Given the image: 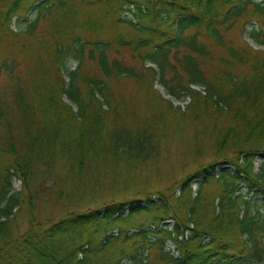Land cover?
<instances>
[{
  "label": "trees",
  "instance_id": "16d2710c",
  "mask_svg": "<svg viewBox=\"0 0 264 264\" xmlns=\"http://www.w3.org/2000/svg\"><path fill=\"white\" fill-rule=\"evenodd\" d=\"M1 76L0 264H264V0H0ZM159 129L189 144L149 190Z\"/></svg>",
  "mask_w": 264,
  "mask_h": 264
},
{
  "label": "rangeland",
  "instance_id": "374dc122",
  "mask_svg": "<svg viewBox=\"0 0 264 264\" xmlns=\"http://www.w3.org/2000/svg\"><path fill=\"white\" fill-rule=\"evenodd\" d=\"M22 25H23V23L20 24V27H22ZM13 26H15V24ZM248 27H247L246 31L249 29ZM245 39L248 41L249 45L253 49H262V47L256 45L254 42L250 41L248 38H245ZM5 85L7 86V83H4L3 77L1 76L0 77V92L2 94H4V92L6 90ZM154 88L164 100L172 102L173 105H179L180 110H183L185 108L184 106L187 104L188 100H185V101L174 100L173 98H171L170 96L165 94L163 89L156 82H154ZM64 101L66 103H69L68 101H66V99H64ZM73 109H75L74 106H73ZM159 131H160V132H158L159 134H163V135L170 136V137L166 142L161 144V146H160L161 155H160L158 160L156 159L157 162L155 161L153 164L148 165L146 167V169L148 171L144 170V167H143L144 175H149L150 174L149 171H154L157 168V171L151 172V176H145L148 179L149 190H153V189L160 188V187L163 188L166 184H168L175 177L179 178L183 175V173H182L183 170L180 167L178 168V164H180V162L182 160H184L181 158H183V153L189 144L185 134L180 136V135H174L173 133L168 134V132H166V130H164V129H159ZM186 133H187V131H186ZM163 146H165V148L161 149V147H163ZM157 158H158V156H157ZM263 158H264V156L262 154L257 155L255 163H254V170L255 171L257 169L258 162ZM220 169L221 168H217L215 172L218 173ZM47 182L50 184V181L47 180ZM199 182H200V179H195V181L193 183V186H192V192H193L192 194L193 195L195 194V191L197 189L196 185ZM41 184H42V179L40 176H37L36 179H34V181L32 182L33 197H31V198H28L26 196L24 198L21 197L22 203L20 204V210L17 213V215H16L17 217L15 218V220L13 222V224H16V223L18 224L17 228H19L20 230H23L25 228L24 226H25L27 211H28L30 202L33 204L35 216L37 217V219L44 218V217L54 213L52 211L53 208L58 209L59 205H50L52 203L50 200L48 202H43L44 193L41 192V190L44 186L45 187L49 186V184L43 185V186ZM21 186H22V182L17 177L13 176L12 177V188H13V190H19V189H21ZM135 187H140V186H135ZM219 188L220 187H218V186L214 187V185H213L210 188H208V193L213 194V196H216L219 192ZM89 189H93V188H89ZM96 189L92 193L91 192H89V193L94 194L93 196H94L95 200H93V201H100L101 198H99V197H101L102 192H97L98 189L97 190ZM241 191H245V188H242ZM35 193H36V195H35ZM103 196H105V194ZM87 197H89V195ZM256 199H259V201L257 202V209L259 212V217L264 219V201L261 200V198L259 196L256 197ZM44 203H46V205ZM124 213H126V210L124 211ZM164 223L165 224H172L171 220H165ZM134 227H135L134 225L128 226V228L131 230ZM117 229H119L118 224H116V223L112 224L111 227L107 230V233H116ZM168 249L171 250L172 252H174L175 254L177 253L174 251L173 246H168Z\"/></svg>",
  "mask_w": 264,
  "mask_h": 264
}]
</instances>
